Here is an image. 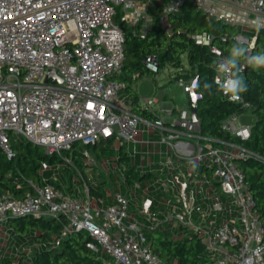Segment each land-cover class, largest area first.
Listing matches in <instances>:
<instances>
[{
  "label": "built area",
  "instance_id": "1",
  "mask_svg": "<svg viewBox=\"0 0 264 264\" xmlns=\"http://www.w3.org/2000/svg\"><path fill=\"white\" fill-rule=\"evenodd\" d=\"M152 2L0 0V153L6 159L15 156L10 133L44 148L45 156L60 160L64 152L72 153L79 144L85 148V166L93 161L88 148L99 142H119L120 147L138 143L140 119L121 93L124 83L115 78L121 74L124 60L122 25L144 39L152 22ZM185 4L206 19L236 26L235 40L247 45L249 53L258 32L264 31V0H167L159 13V24L170 31V16L179 13ZM245 28L253 29L254 34L247 37ZM194 41L209 47L216 61L227 57L211 46L210 35L196 36ZM148 67L156 71L155 66ZM51 70L56 77H48ZM217 76L216 72L215 79ZM177 82L187 95V105L175 115L168 111L167 122L155 118L153 99L142 103L143 110L154 117L149 125L157 131L159 144L169 150L160 153L158 159L161 176L167 178L165 182L159 178L158 182L166 195H173L172 210L163 220L197 234L214 264H264V220L254 209L236 163L248 152L237 146L236 152L215 147L203 138L198 120H191V110L196 109L199 99H194L196 81ZM231 102L250 108L242 98ZM222 129L242 141L251 135V127L240 125L235 115L222 123ZM186 161L207 162L212 177L193 169L182 173ZM48 169L50 165L42 163L41 170ZM171 170L176 175H170ZM196 178L205 185L215 183L220 191H214L210 212H201L197 221L194 195L188 193ZM11 183L21 189L16 179L12 178ZM27 187L17 195L0 193V225L12 217L63 216L67 220L65 232L88 233L111 257V264H169L152 252L146 238L149 230L164 222L150 226L132 216L126 191L106 205L95 202L88 185H84V199L69 195L56 184L30 182ZM140 188L138 183L133 184V189ZM151 204V200H144L140 208L147 222ZM212 214L225 219L217 225L208 224Z\"/></svg>",
  "mask_w": 264,
  "mask_h": 264
},
{
  "label": "trees",
  "instance_id": "2",
  "mask_svg": "<svg viewBox=\"0 0 264 264\" xmlns=\"http://www.w3.org/2000/svg\"><path fill=\"white\" fill-rule=\"evenodd\" d=\"M166 1L160 0L150 7L152 22L144 39H141L138 33H133L122 25L125 31L124 60L122 72L115 78L125 85L121 93L126 96L127 104L135 115L151 119V115L140 108L135 83L143 77L155 78L168 66L179 68L181 57L185 55L189 69L177 72L175 80L188 82L194 79L199 85L195 87L196 92L202 95L197 101L195 110L201 136L215 147L236 152L233 147L237 146L248 152L246 158H241L236 163L244 177L254 209L264 220V69H253L245 65L241 73L247 85V91L241 94V98L244 103L250 105L249 109H243L241 104L229 101L217 91L215 86L216 71L211 67L216 61L215 56L209 47L195 44L194 37L202 34L210 35L211 46L227 56L230 47L237 42L235 37L238 28L206 19L190 4H185L179 13L170 16L171 29L167 31L158 20ZM243 46L248 48L247 45ZM261 51H264V31L258 32L249 54ZM148 64L155 66L156 71H152ZM247 112L254 116L251 135L247 140L242 141L235 138L222 129V123L226 119L233 115L239 117ZM100 143L92 148L95 150ZM12 149L15 155L12 160L6 159L0 153V193L10 191L15 195L21 194L28 189L27 185L30 182L37 185L50 183L62 187L48 176L49 170L43 171L48 178L44 180L41 178L42 163L52 165L59 158L47 157L38 153L36 146L22 141L12 146ZM125 149V146H121L118 152H114L118 156L119 163H130L131 161L129 151ZM70 158V162L75 167L85 166L82 151L73 150ZM8 174H11V178H6ZM199 174L212 177V171L207 162L201 164ZM12 178L17 180L21 189L17 190L12 185ZM123 178L124 183L133 185L138 183L142 176L137 166L131 165L124 171ZM67 193L73 197L79 196L71 188L67 189ZM89 193L95 202L103 201L106 204L104 192L90 188ZM4 225L16 235L19 243L22 238H25L31 245H35L31 264L112 263L111 257L104 254L97 242L85 231L65 232L67 220L63 216L12 217ZM181 230L189 231L188 228H181ZM146 238L152 252L169 264H214L201 238L191 231L187 236H174L168 229L161 230L157 227L149 230ZM20 259L22 256H17L14 252L10 255L8 250L0 251V264H22Z\"/></svg>",
  "mask_w": 264,
  "mask_h": 264
},
{
  "label": "rangeland",
  "instance_id": "3",
  "mask_svg": "<svg viewBox=\"0 0 264 264\" xmlns=\"http://www.w3.org/2000/svg\"><path fill=\"white\" fill-rule=\"evenodd\" d=\"M244 33L247 37H250L254 34L253 29L245 28ZM189 67L187 65L186 57L183 55L181 57V65L179 68H175L173 66H168L164 70L160 72L155 78L149 79L147 77H143L139 79L135 83V87L137 93L142 99H148L152 97L154 94L157 95L159 100H162L163 97L168 94L172 97V102L176 112L185 108L187 105V95L183 92L182 87L172 79V82L165 83V81L170 77L174 76L177 72L182 70H188ZM238 122L242 126L251 127L254 123V116L247 112L238 117ZM140 131V128L138 129ZM9 138L12 146H16L19 142H25V139L21 136L14 135L12 133L9 134ZM134 144L125 145V151H129V149L133 148ZM120 147L119 142L113 141H103L98 147L94 150L92 147L88 148L91 159L93 160L89 166H83L81 168H77L73 163L70 162L71 153L64 152L63 160L60 161L55 160L52 165H50V170L56 175L64 184L62 189L67 193V189L71 188L73 191H76L81 199L85 198L84 185H88L90 188L97 190L98 192H104V200L105 202L108 200L107 196L113 197L119 193H125L129 201V213L136 217L142 218L145 223H148L150 226H153L158 222H164L160 229H168V231L174 235H189V231L181 230L179 226H177L173 221L165 222L163 217L165 214H170L167 210V206H157L154 210L155 212L150 213V221H146L145 217H142L140 213V209L142 201V193H147L145 189V184H143V180H140L138 184L140 185L139 190L133 189V185L124 183L123 175L126 169H129L131 165H133V160L131 159L130 163H119L118 156L114 154V152H118ZM81 145H76L73 150L75 151H83ZM38 153H44V148L37 147ZM132 151V150H131ZM133 152V151H132ZM106 153V154H104ZM135 153V152H134ZM138 153L137 167L140 166L142 161V153ZM108 154V155H107ZM154 163V162H152ZM189 163V164H188ZM156 165V163H154ZM135 165V164H134ZM151 165V164H150ZM150 165H146L149 167ZM157 165H159V171L161 166L157 161ZM185 167L190 168L191 170H200L201 164H197L196 162H184ZM157 166H155L156 171ZM152 171V172H153ZM143 173V171H141ZM175 171L171 170L170 175H174ZM158 175V174H157ZM8 175H6L7 178ZM217 189V188H216ZM149 192V190H148ZM217 193L220 194V191L217 189ZM166 196L167 198L171 197ZM155 198V196H153ZM114 202V200H113ZM111 202V203H113ZM110 203V202H109ZM109 203L106 202V205ZM228 203V202H227ZM138 204V207L136 205ZM132 207V209L130 208ZM156 216H160L158 218ZM18 238L16 235L9 230L4 224L0 225V251L3 249L4 251L8 250L9 254L16 253L17 256H22L20 262L22 264H31V259L33 252L35 251V245H31L28 242V239L22 238L21 242H18Z\"/></svg>",
  "mask_w": 264,
  "mask_h": 264
},
{
  "label": "crops",
  "instance_id": "4",
  "mask_svg": "<svg viewBox=\"0 0 264 264\" xmlns=\"http://www.w3.org/2000/svg\"><path fill=\"white\" fill-rule=\"evenodd\" d=\"M158 2L159 0L158 1L153 0L152 5ZM149 79H152V78H149ZM172 79H174V81L177 82L175 80V75H174V76H170L165 81V83L172 82ZM135 90H136V87H135ZM136 93H137V90H136ZM137 95L140 101V108L143 109L144 107L142 103L146 99H142L138 93ZM148 99L154 100L153 110H154L155 118H162V119H165V121L167 122L168 121L167 119L168 111L171 112L172 115H175L177 112L180 111L179 110L176 112V109L173 103H171L172 97L169 96L168 94H166L162 100H159L156 94H154L152 97ZM136 116L140 119V122L138 125V129L140 128V131L137 137L138 143L135 144L133 148L129 149V155L131 159H134L133 165L135 164L136 166L138 164L137 163V160H138L137 152L139 151L143 155L141 164L140 166L137 167V170L139 171L140 176H142L141 180H143L144 182L143 184H145L146 186L145 189L147 193H142L141 204L143 203L144 200L148 199V200H151V202L153 203L152 208L149 210V213L155 212L154 209L157 206H160V207L167 206V210L171 212L172 198L166 197L167 195L165 194V191L161 183L158 182L159 178H162L164 182L166 181L167 178L164 176H161V173L159 171V165H157V161L159 159L160 153L165 154L169 152V150L166 146L159 144V135L157 131L149 125V123L154 117L151 116L152 118L149 119V118L138 116V115ZM235 148L236 147L234 146V149ZM152 162L156 163V165ZM147 164L148 165L151 164V165L149 167H146ZM174 165H177V164L174 163ZM155 166H157L158 169H156V171H153L155 170ZM48 170L50 174L49 175L47 174V175L51 177L58 185L63 186L64 184L62 183V181L56 175H54V173L50 169ZM141 171H143V173H141ZM180 171L185 174L190 171V168L183 166ZM194 171L198 172V170L196 169ZM174 175H176V171ZM41 178L42 180L48 178L46 174L43 173V171H42ZM216 187L217 186L215 183H212L210 185H205L198 178L194 179L192 183L190 184L188 188V193L190 194L191 192L194 195V207L196 209L194 211V219L196 221L199 220L201 212H208V213L210 212V207L214 203V191L216 190ZM153 196H155V198ZM107 197H108V200L106 201L107 203L113 202L114 199H112L111 196H107ZM136 207H138V204L136 205ZM130 208L132 209V207ZM140 208L141 206L138 209ZM156 217L161 218L160 216H156ZM224 219L225 217L223 215L212 214L209 216L208 224L217 225L221 223ZM146 225H149V224L146 223Z\"/></svg>",
  "mask_w": 264,
  "mask_h": 264
},
{
  "label": "clouds",
  "instance_id": "5",
  "mask_svg": "<svg viewBox=\"0 0 264 264\" xmlns=\"http://www.w3.org/2000/svg\"><path fill=\"white\" fill-rule=\"evenodd\" d=\"M245 65L253 69H264V51L249 54V48L236 42L228 50L227 57L211 65L218 73L215 79L217 91L231 101L239 100L241 94L247 91V85L241 75ZM195 87L199 85L196 84ZM201 95L197 93L194 99L201 98Z\"/></svg>",
  "mask_w": 264,
  "mask_h": 264
},
{
  "label": "water",
  "instance_id": "6",
  "mask_svg": "<svg viewBox=\"0 0 264 264\" xmlns=\"http://www.w3.org/2000/svg\"><path fill=\"white\" fill-rule=\"evenodd\" d=\"M50 76H52V77H56V76H55V72H54L53 70H51V71L49 72L48 77H50ZM57 80H58L59 83H61V80H60L59 78H57ZM191 120H192V122H197V120H198L197 115H196V110H195V109H192V110H191Z\"/></svg>",
  "mask_w": 264,
  "mask_h": 264
}]
</instances>
